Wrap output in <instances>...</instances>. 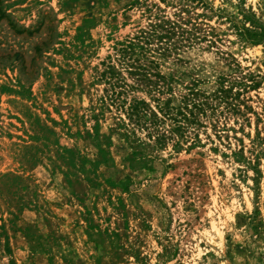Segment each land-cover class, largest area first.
Listing matches in <instances>:
<instances>
[{"label":"rangeland","instance_id":"374dc122","mask_svg":"<svg viewBox=\"0 0 264 264\" xmlns=\"http://www.w3.org/2000/svg\"><path fill=\"white\" fill-rule=\"evenodd\" d=\"M183 3L210 32L158 56L172 104L241 91L192 149L102 103L119 43ZM243 13L264 22V0H0V264H264V42L231 26Z\"/></svg>","mask_w":264,"mask_h":264},{"label":"trees","instance_id":"16d2710c","mask_svg":"<svg viewBox=\"0 0 264 264\" xmlns=\"http://www.w3.org/2000/svg\"><path fill=\"white\" fill-rule=\"evenodd\" d=\"M202 5L207 8L205 3ZM190 7L189 3H183L182 9L175 14L174 18L157 14L134 37L119 43L116 47V63L110 60L101 73V80L107 84V96L102 99L103 106L106 108L114 106L120 114L122 112L127 114L131 123L154 131L156 142L162 145L171 138L169 134L173 131H181L183 141H188V138H192L189 132L191 129L205 126L201 116L209 117L208 112L214 114L222 105L229 111H241V107H238L235 102L239 100L241 91H234V85L226 84L225 79L220 82L214 93H207L198 87L189 86L177 97L178 105L172 104L175 98L172 93L173 86L168 77L162 73L158 56H168L183 47L206 40L210 32L199 22L183 14L188 12L187 15H189ZM199 15L205 16V14ZM243 19L245 24L240 25L235 18H229L231 26L239 37L253 43L264 42V22L261 18H257L255 14L243 13ZM247 23L250 26H247ZM109 57L112 59V56ZM131 78L132 83L129 81ZM244 78L250 83H244L243 90L256 88L261 84L253 74H247ZM135 90L145 92L156 105L152 107L150 102L142 97H133L127 105V96ZM167 92L170 93V97L165 98L164 95ZM168 118L174 123L169 129H165L163 124ZM122 125L128 129L125 121H122ZM150 135L153 134L150 132ZM196 138H198L197 141L192 138L193 140L188 143V149H192L201 142L199 137L196 136ZM177 144L181 147V143Z\"/></svg>","mask_w":264,"mask_h":264}]
</instances>
